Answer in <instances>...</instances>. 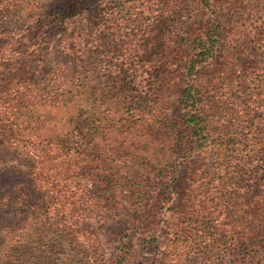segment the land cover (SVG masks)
I'll use <instances>...</instances> for the list:
<instances>
[{
  "label": "trees",
  "instance_id": "1",
  "mask_svg": "<svg viewBox=\"0 0 264 264\" xmlns=\"http://www.w3.org/2000/svg\"><path fill=\"white\" fill-rule=\"evenodd\" d=\"M34 1L41 0H0V102H19L0 107V149L22 151L29 165L0 168V264H52L58 253L69 262L126 264L137 239L174 250L175 264H183L186 250L212 249L238 255L235 264H264V151L236 152L223 168L207 164L219 146L211 93L233 67L224 63L231 60L225 25L198 17L223 0H158L157 24L123 53L107 56L103 70L113 77V91L94 89L84 76L96 49L90 27L105 13V0H56L44 20L30 25L20 16ZM152 7L147 2L142 14ZM191 7L202 12L188 17ZM72 29L78 37H69ZM243 35L253 52L264 47L252 32ZM57 36L62 42L52 60ZM62 57L73 63L71 71L55 70ZM238 65L254 67L255 58ZM150 99L157 102L151 117L138 106ZM54 110L60 121L52 119ZM24 115L29 120L19 122ZM132 208L130 241L105 258L90 222ZM163 213L173 222L155 236ZM209 257V264H228Z\"/></svg>",
  "mask_w": 264,
  "mask_h": 264
},
{
  "label": "rangeland",
  "instance_id": "2",
  "mask_svg": "<svg viewBox=\"0 0 264 264\" xmlns=\"http://www.w3.org/2000/svg\"><path fill=\"white\" fill-rule=\"evenodd\" d=\"M55 1H34L25 10L24 14L20 16V19L23 17L26 19L25 22H29L30 25L39 23L45 19V14L52 10ZM147 2H150L151 6H153V13L142 14L144 11L143 6ZM158 2V0H105V3L101 5V8H105V13L102 12V17L95 18L92 27H90V31L93 32V39L96 41V45L94 43L96 49L94 48V55L91 60L92 66L86 69L87 71L84 75L89 77L91 86L94 89L109 86L108 90L113 91V77L103 70L108 59L107 56L113 52L123 53L124 49L122 48H125L126 44L132 40L135 42L142 40L145 27L148 25L151 28L152 24H157L158 22L161 8ZM223 2L220 3L219 1L213 14L204 12L202 17H198V20L211 21V23L219 20L225 25V55L232 58L230 57L231 60H224V63L229 61V64H232L230 65L231 68L233 67L222 77L223 79L220 80L217 87L211 93L210 126L216 137L219 138L218 152L210 155L207 159V164L211 168L219 167V165L223 168L222 163H224L225 158L232 156L236 152L242 153L241 155L244 156L247 152L264 151V47L258 49L259 53L253 52L249 48L250 44L245 42L243 35L247 34V31H250L252 32L251 39L253 41L257 39L264 40V0H223ZM201 12L202 10L199 11L196 7H191L187 10L186 14L189 17L199 15ZM137 13L140 15L138 16ZM78 26L79 29H85L87 24L80 23ZM86 30L88 29H85L84 33L87 34L88 31ZM84 33L83 36H85ZM257 34H261V36H256ZM70 35L76 38L79 34L76 30L72 29L69 37ZM60 42H62L60 36H57L51 42L50 51L52 56L50 58L52 60L57 57V53L55 54V52L59 50ZM250 55L255 58V66L251 68L246 67L241 71L239 65L238 67L236 66L237 63L245 61ZM54 64L55 70L62 72L65 69L71 71L70 67H72L73 63L69 58L62 57L58 62L54 61ZM57 64L60 65L57 67ZM132 95L139 97V94L134 91ZM169 99L170 103H173L175 101L174 95ZM138 102V106L143 110L151 112L150 114L147 113L149 117L155 114L154 110L157 102H154L152 99L147 100V102H143L142 100ZM12 103L17 105L19 102H0V107L8 106ZM21 103L25 104V102ZM51 116L53 120L60 121L61 114L59 111L54 110V112H51ZM121 118L126 117L121 116ZM24 119L29 120V116L24 115L19 122H23ZM58 126H62L60 122H58ZM142 141L145 144L147 140L142 139ZM156 146L151 145L150 148ZM21 152L15 148L0 149V168L4 166H17L24 171H28V162L25 161V157ZM258 162V159L253 157L250 161V166L256 167ZM83 183L88 190L92 191L94 189L93 182L88 180ZM136 210L137 208L129 209L126 212L114 211L105 220L99 222L98 219H94L90 222L91 226L99 234L105 258L111 259L118 255L124 244L130 241L129 239L133 232L131 230L136 218ZM160 217L163 220L162 224L159 223L154 229L157 232L155 236L159 237L168 231V228L166 229L165 227L167 225L164 224L166 222H173V216L169 213H163ZM197 247L195 246L193 250H197ZM32 251L37 254L39 253L35 249ZM187 252L186 250L182 254L181 259L183 264H209L208 254L210 257H215L213 258V262L225 260L228 264H235L237 263L236 260H239L238 255L225 254L220 249H212V251H209L210 253L207 250H202V252L192 251L188 252L189 255H187ZM43 255H47L46 251ZM132 256L126 264H175L177 260L174 250L170 252L164 251V249L159 248L155 244L145 245L139 242L138 239L135 242ZM8 264H16V261L11 260ZM52 264L82 263L78 258H74L71 262L66 261L62 259V253H58L54 256Z\"/></svg>",
  "mask_w": 264,
  "mask_h": 264
}]
</instances>
